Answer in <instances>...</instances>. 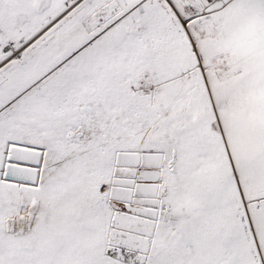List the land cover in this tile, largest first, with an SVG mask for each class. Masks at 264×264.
Masks as SVG:
<instances>
[{"label":"snow or ice","instance_id":"1","mask_svg":"<svg viewBox=\"0 0 264 264\" xmlns=\"http://www.w3.org/2000/svg\"><path fill=\"white\" fill-rule=\"evenodd\" d=\"M0 264H264V0H0Z\"/></svg>","mask_w":264,"mask_h":264}]
</instances>
